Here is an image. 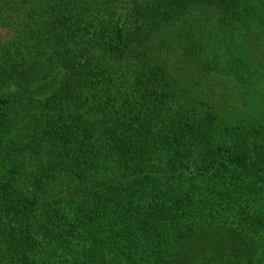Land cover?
<instances>
[{"label":"trees","instance_id":"obj_1","mask_svg":"<svg viewBox=\"0 0 264 264\" xmlns=\"http://www.w3.org/2000/svg\"><path fill=\"white\" fill-rule=\"evenodd\" d=\"M0 264H264V0H0Z\"/></svg>","mask_w":264,"mask_h":264}]
</instances>
